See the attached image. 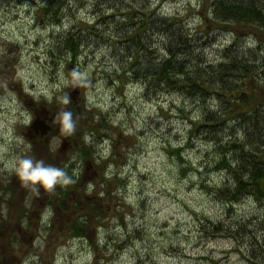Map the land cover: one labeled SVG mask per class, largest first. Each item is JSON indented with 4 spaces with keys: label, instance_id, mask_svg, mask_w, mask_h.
<instances>
[{
    "label": "rangeland",
    "instance_id": "obj_1",
    "mask_svg": "<svg viewBox=\"0 0 264 264\" xmlns=\"http://www.w3.org/2000/svg\"><path fill=\"white\" fill-rule=\"evenodd\" d=\"M41 2L0 0V264H253L236 250L245 249L247 236L208 237L199 227L207 220L234 226L235 220L264 217V206L249 198L239 199L231 211L216 200L212 189L222 185L224 175L205 172L212 144L201 135L186 142L187 117L196 119L204 103L210 109L220 104L165 92L140 95L134 83L120 93L93 70L105 60L104 49L87 48L71 62L56 47L72 13L82 25L91 23L90 6L70 5L60 23L51 25L36 20ZM151 2L163 14L183 17L190 33H209L205 52L211 59H219L234 37L243 49L264 52V34L253 26L210 25L211 0ZM255 2L264 8V0ZM72 78L78 91L68 88ZM65 92L70 102L91 111L82 120L91 117L92 123L79 124L59 151L53 118L67 108ZM42 109L48 110L51 131L33 143L27 127L35 119L32 112ZM241 128L235 134L240 136ZM81 142L89 144L86 158ZM172 146L181 149V159L169 152ZM17 156L73 169L79 180L37 195L13 175ZM91 204L102 215L90 217L87 236H73L67 224L84 212L78 206L88 211Z\"/></svg>",
    "mask_w": 264,
    "mask_h": 264
},
{
    "label": "trees",
    "instance_id": "obj_2",
    "mask_svg": "<svg viewBox=\"0 0 264 264\" xmlns=\"http://www.w3.org/2000/svg\"><path fill=\"white\" fill-rule=\"evenodd\" d=\"M255 1L211 0L210 25L253 26L264 34V8ZM84 4L91 8V23L87 20L82 25L72 13V24L58 35L57 49L71 62L87 48L104 49L105 60L94 63L93 70L120 93L134 83L140 95L165 92L193 102L216 100L220 108L210 109L204 103L195 113L196 119L187 117L185 141L201 135L212 144L214 154L205 172L214 170L224 175V182L214 187L212 194L228 211L242 198L264 206V52L259 48L243 49L234 37L221 49L219 59H211L205 52L209 33H190L183 17L163 14L151 0H44L36 8L35 17L43 24L57 25L70 5L75 9ZM67 109L73 113L77 132L79 124L92 123L90 116V120H82L91 113L82 103L70 102ZM239 127L242 136L235 134ZM221 132L225 135L220 137ZM81 143L79 152L86 158L89 144ZM180 150L172 146L169 152L181 159ZM189 168H181L182 173ZM70 171L67 173L73 182L78 181ZM67 194L64 191L62 197ZM58 206L64 207L62 198ZM81 207L78 209L84 211L82 215L66 226L76 237L87 236L90 217L102 215L95 205L88 206V211ZM235 222L232 226L223 220H207L199 227L208 237L226 235L237 240L247 236L245 249L236 250L245 260L264 264V217H245Z\"/></svg>",
    "mask_w": 264,
    "mask_h": 264
},
{
    "label": "clouds",
    "instance_id": "obj_3",
    "mask_svg": "<svg viewBox=\"0 0 264 264\" xmlns=\"http://www.w3.org/2000/svg\"><path fill=\"white\" fill-rule=\"evenodd\" d=\"M62 104H70V98L66 92L62 97ZM53 121L58 126L59 131V134L56 135L59 137L58 148L61 137L73 135L76 120L72 111L62 108L55 114ZM11 170L22 186L30 188L37 195L42 191H53L57 185H68L73 182L65 168L46 163L44 159H36L30 156H17L11 162Z\"/></svg>",
    "mask_w": 264,
    "mask_h": 264
},
{
    "label": "water",
    "instance_id": "obj_4",
    "mask_svg": "<svg viewBox=\"0 0 264 264\" xmlns=\"http://www.w3.org/2000/svg\"><path fill=\"white\" fill-rule=\"evenodd\" d=\"M30 128L33 129L34 131H38L41 136L45 135L50 129L49 125L46 124L43 120H34L31 123ZM56 133L59 134L58 128L56 130ZM65 145H66L65 137H61V145L59 151L63 150Z\"/></svg>",
    "mask_w": 264,
    "mask_h": 264
},
{
    "label": "flooded vegetation",
    "instance_id": "obj_5",
    "mask_svg": "<svg viewBox=\"0 0 264 264\" xmlns=\"http://www.w3.org/2000/svg\"><path fill=\"white\" fill-rule=\"evenodd\" d=\"M32 114H33L34 116H36V115L39 114V112H38L37 110H35V111L32 112ZM40 118H41V116H40ZM47 120L51 121L50 118H47ZM49 121H48V122H49ZM26 132H27L28 136H30V137H32V135L34 136V133H36V132L31 131V130H29V129H28Z\"/></svg>",
    "mask_w": 264,
    "mask_h": 264
}]
</instances>
